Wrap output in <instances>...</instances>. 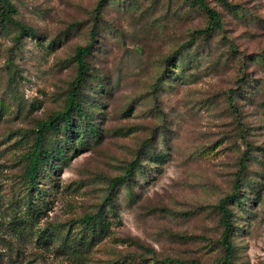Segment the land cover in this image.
<instances>
[{
    "label": "rangeland",
    "instance_id": "1",
    "mask_svg": "<svg viewBox=\"0 0 264 264\" xmlns=\"http://www.w3.org/2000/svg\"><path fill=\"white\" fill-rule=\"evenodd\" d=\"M10 1L36 35L0 24V264H264V0H205L224 31L194 37L208 17L190 0H108L93 43L99 0ZM89 43L86 116L47 132L63 152L32 186L26 155ZM246 151L228 248L218 205Z\"/></svg>",
    "mask_w": 264,
    "mask_h": 264
},
{
    "label": "trees",
    "instance_id": "2",
    "mask_svg": "<svg viewBox=\"0 0 264 264\" xmlns=\"http://www.w3.org/2000/svg\"><path fill=\"white\" fill-rule=\"evenodd\" d=\"M108 0H99L95 7V17L93 19L92 28L90 30V40L91 43L94 42V40L97 37L98 34V25H99V17L101 15V12L103 10V7L105 3ZM222 5H224L226 8L231 10H237L235 6L230 4L227 0H217ZM192 5L197 6L201 10H203L207 17H208V25L204 29H200L195 31L192 34V37L199 35H207V33L215 32V31H224V22L222 20V16L219 12H217L215 9L211 8L205 0H190ZM16 12L15 5L10 0H0V24L2 26H15L19 29L21 35H26L29 37H34L36 34V31L25 24H22L20 21H18L14 14ZM89 43L85 46H80L77 48L75 53V60L78 65L77 69V77L72 84V90L69 93L68 98V104L66 107V111H63L61 113L55 114L52 118L44 122L39 126V130L37 132V143L33 150L27 153L26 158L28 161V168L26 170V176L28 177L30 184L34 186L36 184V178L38 175L39 170L45 167L49 163V159L51 157H55L56 153L61 155L63 152L61 149H57V152L51 153L46 149L45 146V139L48 131L58 130L59 125L61 122H64L66 124L69 123V120L72 118V115L79 111L81 112L80 115L86 116V113L82 112V107L79 105V91L81 88V85L86 81L88 75H89V65L87 63V56L91 53L92 44ZM193 44V39L189 41V43L182 46V48L175 51L169 58L168 62L173 61L178 55H180V52L182 49L189 47ZM93 126H90L92 129ZM247 150H250V147L247 148ZM250 158V154L246 151L245 154L242 157L241 164H240V170L238 173V179L235 182L233 191L226 196L224 199H222L218 205L219 210L221 211V219L220 223L224 227V234L223 237L225 239V243L228 245V248L230 247L231 241V233L233 228V212L229 205L231 204H241L242 203V175L245 173L247 169V161ZM137 166V162H135L132 166H130L127 170V172L123 176H119L112 180L111 182V189L114 190L115 187L129 183L131 178L134 175V169ZM103 215L101 213H98L96 215H88L85 216L82 219V222L85 224H95L97 222L102 221Z\"/></svg>",
    "mask_w": 264,
    "mask_h": 264
}]
</instances>
